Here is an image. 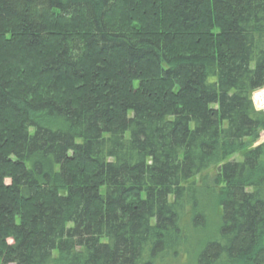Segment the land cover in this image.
<instances>
[{
	"label": "trees",
	"instance_id": "16d2710c",
	"mask_svg": "<svg viewBox=\"0 0 264 264\" xmlns=\"http://www.w3.org/2000/svg\"><path fill=\"white\" fill-rule=\"evenodd\" d=\"M263 88L264 0H0V264H264Z\"/></svg>",
	"mask_w": 264,
	"mask_h": 264
},
{
	"label": "rangeland",
	"instance_id": "374dc122",
	"mask_svg": "<svg viewBox=\"0 0 264 264\" xmlns=\"http://www.w3.org/2000/svg\"><path fill=\"white\" fill-rule=\"evenodd\" d=\"M261 91H264V88L263 89H261V90H259V91H256L253 95H252V100H253V102H254V104L257 106H259V107H261L260 105H259V100L257 101V99L255 98V96H256V94L259 92H261ZM255 106V109L257 110V111H261V112H264V109H257V107ZM259 144H264V133H262L261 134V137H260V139L257 141V143H256V145H259ZM241 159V156H239V155H236V156H234V157H232V159L230 160V161H232V160H240ZM215 174H216V167H212L211 169H209L207 172H205V173H203L200 177H198L197 178V180H196V182H197V184H199V185H201L202 184V179L203 178H213L214 176H215ZM8 184H9V182H7ZM209 206H212L211 205V203L209 204ZM211 211H212V207H209L208 208V212H210V214H211ZM209 219H210V221H209V226H216V223H215V221L217 220L218 221V219L216 218V215H211L210 217H209ZM212 224V225H211ZM212 226V227H213ZM204 231V229L203 228H201L200 229V232H203ZM202 235H203V240H206V239H208L209 238V236L206 234V233H202ZM202 238V237H201ZM195 243H197V241H194L193 242V244L191 243V245H195ZM171 264H191L190 263V258L188 257V255H186V254H184V255H182L175 263H171Z\"/></svg>",
	"mask_w": 264,
	"mask_h": 264
},
{
	"label": "bare ground",
	"instance_id": "6f19581e",
	"mask_svg": "<svg viewBox=\"0 0 264 264\" xmlns=\"http://www.w3.org/2000/svg\"><path fill=\"white\" fill-rule=\"evenodd\" d=\"M257 101L259 100V105L263 106L264 105V91H261L260 93L258 92L255 96Z\"/></svg>",
	"mask_w": 264,
	"mask_h": 264
},
{
	"label": "built area",
	"instance_id": "2783aa9c",
	"mask_svg": "<svg viewBox=\"0 0 264 264\" xmlns=\"http://www.w3.org/2000/svg\"><path fill=\"white\" fill-rule=\"evenodd\" d=\"M256 106V105H255ZM257 107V109H264V105L263 106H261V107H259L258 105L256 106Z\"/></svg>",
	"mask_w": 264,
	"mask_h": 264
}]
</instances>
